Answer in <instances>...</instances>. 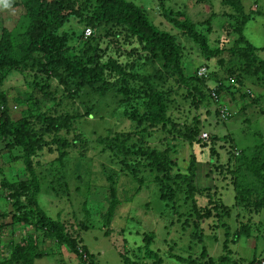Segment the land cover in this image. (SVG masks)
Returning <instances> with one entry per match:
<instances>
[{
  "label": "trees",
  "instance_id": "trees-1",
  "mask_svg": "<svg viewBox=\"0 0 264 264\" xmlns=\"http://www.w3.org/2000/svg\"><path fill=\"white\" fill-rule=\"evenodd\" d=\"M164 2L165 0H157L158 7H163ZM220 3L229 10L225 14L228 20L234 19V24L228 22L224 26L225 37L232 38L222 44L221 48L210 49L206 37L183 12H172L164 7L161 9V16L173 29L194 43L204 60L214 59L222 53H228L232 60L235 59L236 63H231L226 70L229 77L233 78L232 87L237 88L239 85L241 90L243 81L249 84L254 81L257 85L264 86V58L256 55L257 52H264V48L253 47L242 35L246 21L252 19L251 12L249 15L245 14L241 0H220ZM7 7L19 8L21 13L10 28L0 27V144L6 151H19L17 159L23 165L26 178L15 183L0 182V186L6 191V199L11 201L8 205L9 216L8 213L0 212V234L5 227L14 229L19 225L30 226L36 233L25 234L17 242L5 240L0 249V264H33L41 259L44 254L41 249L42 241H37L38 234L42 239H52L58 246H64L79 261L87 259L89 264L94 260L86 248L80 245V240L72 238L64 231L61 222L46 216L39 207L37 195L42 175L36 171L37 162H33L42 152L55 153L54 158L45 164L44 171L48 178L45 191L47 189L54 196H65L67 187L59 182L62 180L67 158L72 150H75L79 159L83 158L88 147L87 141L75 130V122L78 121L76 116L64 113L55 115L48 110L39 112L38 109L46 101H54L58 106L56 101H60L59 98L65 95L73 102L83 89H89L98 97L106 94L119 97L116 102L119 117L128 121L133 131L112 137L97 136L94 144L108 152L114 160L111 162L119 165L138 187L148 182L154 183L160 202L167 203L181 193L185 199L191 200V210L197 220L208 218L210 214L207 208H199L195 204L194 196H197V192H194L190 183L195 165L207 156L206 163L211 171L221 175L223 181L229 180L224 188L231 187L234 193L231 208L237 214H242V219L246 214L264 211V138L247 151L237 149L228 135L219 137L210 134L207 141L200 140L202 124L198 116H193L188 123L176 122L168 113L171 88L163 90L156 87L157 74L149 76L137 72L136 68L140 64L138 53L146 51L143 58L158 60L166 78H171L175 87L184 88L182 98H188L194 109L205 108L212 103V99L204 91V85L212 75L207 79L197 77L196 68L185 76L179 42L174 35L152 25L144 8L127 0H9ZM72 21L83 23V30L89 28L91 35L83 38V30L79 33L68 30ZM100 27L105 31L108 43L116 47L112 54L107 52L106 46L100 49L91 43L93 33ZM133 43L137 47L131 48ZM120 44L128 47L125 61L118 58L121 55ZM11 73H25L29 77L25 81L28 92L13 100V103L22 108L16 116L11 114L6 94L2 90L5 79ZM51 82L55 85L50 91ZM58 87L65 95L57 96L55 89ZM214 91L220 97L219 93L229 90L221 83ZM35 93L38 94L36 97ZM239 98H249L250 104L255 101L257 103L255 98L248 97L242 91ZM90 114L91 110H87L82 116L87 119ZM151 131H157L161 139L167 135L171 140L179 139L188 146L190 152L183 173L174 170L172 148L166 145L163 148L150 146L143 140L142 135ZM135 134L137 137L133 140ZM224 145H227V158L224 163L219 164L217 148L222 150ZM144 171L146 175L143 174ZM147 173L151 174L150 181L146 179ZM118 174H121L119 170L112 169L105 176L109 191L108 208L102 221L105 229L109 228L119 202L115 188ZM180 184H185V189H180ZM216 200L219 203V199ZM214 203L213 210H223L221 204ZM83 212L86 213L84 209ZM7 217L6 222L4 220ZM246 227L244 225L239 231L232 233L230 242L246 241L251 236ZM103 235H107V231ZM227 235L226 230L224 236ZM1 241L0 236V243ZM152 242V234L143 232L141 244L130 249V256L124 251L119 255L120 264H163L158 251L150 248ZM221 250L216 259L208 258L206 264H240V259L236 261L232 257V250L227 246L226 239L221 243ZM254 256L255 254L249 259L250 264H253ZM204 257L206 253L202 248L200 258ZM174 259L184 260L179 255Z\"/></svg>",
  "mask_w": 264,
  "mask_h": 264
},
{
  "label": "rangeland",
  "instance_id": "rangeland-1",
  "mask_svg": "<svg viewBox=\"0 0 264 264\" xmlns=\"http://www.w3.org/2000/svg\"><path fill=\"white\" fill-rule=\"evenodd\" d=\"M127 1L144 8L148 21L157 29L175 36L182 48V66L185 76L196 68V76L199 68L204 69V74L200 77L207 79L212 75L211 79H207L204 91L210 99L214 93L218 102H212L205 108L194 109L188 98H182L185 93L184 88L175 87L174 81L166 78L160 68V62L152 61L150 57H147L149 59L147 61L143 58L146 51L139 52L140 64L136 68L137 72L149 76L157 74L156 87L163 90L169 87L172 90L168 103L169 115L176 122L185 121L187 123L193 116H198L202 124L201 133H206L207 136L215 134L219 137L228 135L227 137L234 141L237 149L247 151L261 141V138H264V86L257 85L251 78L253 83L243 81L244 86L241 90L239 85L237 88L232 87L233 78L229 77L226 70L229 69L231 63H236V60H232L228 53H222L214 59L204 60L194 43L173 29L172 25L161 16V9L164 7L172 12H183L195 28L206 37L208 47L214 49L221 48L222 44L232 38L230 36L226 38L224 33L226 23L234 24V19L228 20L225 16L229 12L227 7H224L220 0H165L161 8L158 7L157 0ZM241 2L245 14L249 15L251 12L250 18H252L246 21L242 35L253 47L264 48V0H241ZM20 13L19 8L11 9L0 4V27L10 28ZM67 29L79 33L83 30V23L77 24L72 21V25ZM104 34V29L98 28L92 35L91 43L96 44L100 49L106 46L107 52L112 54L116 47L108 43L109 39ZM134 46L136 45L133 43L130 47ZM119 49L121 55L118 58L125 61L128 47L120 44ZM256 55L264 58V52H257ZM27 80L29 77L25 73H11L2 85L10 112L15 116L22 108L13 103V100L16 97H23V93L28 92L25 86ZM221 83L226 85L229 91L219 93L220 97H218L214 89ZM53 85L55 83L51 82L50 91L53 90ZM55 91L57 96L65 95L61 93L60 87ZM241 91L248 97L255 98L257 103L255 101L254 104H250L249 98H239ZM36 95L38 94L35 93L34 97ZM59 99L61 100L56 101L58 106L54 104V101L42 103L38 109L39 112L48 110L55 115L64 113L76 116L78 121L75 122V130L86 139L88 147L83 158L79 159L75 150H72L67 158L65 171L59 182L60 185L64 184L67 187L65 196H54L47 189L45 191L48 180L46 171H44L45 164L54 158L55 153L42 152L34 158L33 162H37L36 171L42 175L37 203L46 216L61 222L64 231L72 238L80 240V245H83L94 258L89 264H120L119 255L124 251L127 256H130V249L141 244L143 232L152 234L153 242L150 248L158 251L163 264H206L208 258L214 260L221 253V243L225 239L227 246L232 250L234 260L240 259L238 263L250 264L249 259L255 254L253 264H264V211L258 214H246L242 219V214H237V211L231 208L234 204V193L231 187L224 188L229 180L224 179L223 181L221 175L216 171H211L206 163L207 156L195 165V171L190 178L194 192H197V196H194L195 204L199 208L206 207L210 214L208 218L197 220L191 210L190 199H185L183 194L179 193L167 203L160 202L158 189L154 183L148 182L138 187L133 180L128 178V174H124L119 165L111 162L114 160L108 152L95 146L94 140L97 136L112 137L133 131L131 124L119 117L116 103L119 97L113 94L98 97L89 89H83L73 102H70L71 100L67 99L66 95ZM218 107L223 108L228 116L226 117L225 114L221 117L216 111ZM87 110H91V114L85 119L86 117L82 114ZM136 137L135 134L133 140ZM142 137L147 145L159 148L166 145L172 148L171 157L175 163L174 170L181 173L185 171L190 152L186 144L179 139L171 140L167 135L161 139L157 131H151ZM226 151L227 145H224L222 150L217 148L219 164L225 162ZM18 155L17 149L6 151L0 144V182L15 183L26 178L23 165L17 159ZM112 169L121 172L115 180L119 202L109 228L105 229L102 221L109 201L105 176ZM145 172L144 175H146ZM150 175L147 173V181L151 180ZM137 188L138 191H136ZM180 189H185V184H180ZM217 198L219 203H217ZM214 201L221 204L223 210L219 208L217 211L213 210ZM10 202L6 199L5 189L0 186V212L8 213L7 216H9ZM4 221L7 222L8 217ZM244 225L247 226L246 230L251 236L246 241L231 243V234L239 231ZM226 230L227 237L224 236ZM105 231L107 235H103ZM33 232L36 233V230L34 231L30 226L19 225L14 229L5 227L4 232L0 234L3 240L0 243V249L5 240L17 242L20 237L33 234ZM38 235L37 241H42L41 249L44 256L34 261L33 264H87V259L79 261L64 246H58L52 239H42L40 234ZM198 235H200L199 238ZM202 248L206 253L204 258H200ZM170 253L171 258H169ZM176 255L182 256L184 260L174 259Z\"/></svg>",
  "mask_w": 264,
  "mask_h": 264
},
{
  "label": "built area",
  "instance_id": "built-area-1",
  "mask_svg": "<svg viewBox=\"0 0 264 264\" xmlns=\"http://www.w3.org/2000/svg\"><path fill=\"white\" fill-rule=\"evenodd\" d=\"M90 35H91V30L89 28H85L83 30V38H88ZM196 74H197V77H200V75L204 74V69L203 68H201V69L199 68ZM211 96H212V98H211L212 102L213 103H217L218 102L217 96L214 93ZM216 111L221 117H224L225 114H226V117L228 116L227 112L225 113L223 108L218 107ZM199 139L202 140V141H207L208 136H207L206 133H200Z\"/></svg>",
  "mask_w": 264,
  "mask_h": 264
},
{
  "label": "clouds",
  "instance_id": "clouds-1",
  "mask_svg": "<svg viewBox=\"0 0 264 264\" xmlns=\"http://www.w3.org/2000/svg\"><path fill=\"white\" fill-rule=\"evenodd\" d=\"M0 4H2L5 7H7L9 5V0H0Z\"/></svg>",
  "mask_w": 264,
  "mask_h": 264
}]
</instances>
